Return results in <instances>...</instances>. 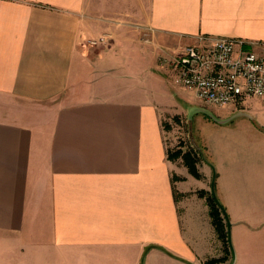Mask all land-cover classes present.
Wrapping results in <instances>:
<instances>
[{"label": "crops", "instance_id": "crops-1", "mask_svg": "<svg viewBox=\"0 0 264 264\" xmlns=\"http://www.w3.org/2000/svg\"><path fill=\"white\" fill-rule=\"evenodd\" d=\"M198 35L264 55V0H0V264H233L213 176L230 233L262 231L261 100L213 112L253 120L243 170L226 153L194 179L167 158L162 118L192 104L158 57Z\"/></svg>", "mask_w": 264, "mask_h": 264}, {"label": "built area", "instance_id": "built-area-1", "mask_svg": "<svg viewBox=\"0 0 264 264\" xmlns=\"http://www.w3.org/2000/svg\"><path fill=\"white\" fill-rule=\"evenodd\" d=\"M100 45L104 39L91 40ZM173 86L194 97L203 108L235 106L246 99L264 102V55L242 40L198 35L172 56H159Z\"/></svg>", "mask_w": 264, "mask_h": 264}, {"label": "rangeland", "instance_id": "rangeland-1", "mask_svg": "<svg viewBox=\"0 0 264 264\" xmlns=\"http://www.w3.org/2000/svg\"><path fill=\"white\" fill-rule=\"evenodd\" d=\"M127 47L128 45H124L120 50L127 51ZM185 94H188L190 104H192L191 108L187 104L180 103L182 108L180 109L174 100V102L169 103H171L170 107L176 108V110H172L170 114L162 118L168 151L172 152L177 149L182 151L196 150L195 147H198L205 160L215 164L218 173L226 172V162L223 159L226 153H229L236 169L243 170L246 168L245 164L253 158L252 150L245 144L248 141L246 135L251 128H254L253 120L240 118L229 124H219L212 119L213 112L218 109L203 108L192 93L187 92ZM248 104L255 123H264V102H249ZM255 157L258 163L261 160L264 162V154L259 156V153L256 152ZM180 159L179 164H181ZM197 171L199 173L198 168ZM188 174L190 173L188 172ZM192 177L195 179L194 176ZM201 192H198L199 196H201ZM216 197L219 199L218 190H216ZM261 198H264V192L261 193ZM262 204H264V200ZM251 232L255 231H249L243 225H237L231 229L230 247L227 246L226 251L230 254L232 251L233 264H264V227L260 233Z\"/></svg>", "mask_w": 264, "mask_h": 264}, {"label": "trees", "instance_id": "trees-1", "mask_svg": "<svg viewBox=\"0 0 264 264\" xmlns=\"http://www.w3.org/2000/svg\"><path fill=\"white\" fill-rule=\"evenodd\" d=\"M168 160H176L178 158L182 159L183 165L188 169V172L194 176L195 178H199L200 175L197 171V162L201 160V157L198 155L197 151L194 149H190L187 151H182L181 149L174 150L172 152L167 151ZM200 195H204L203 192ZM206 202L209 207V215L211 217L212 225L218 235V238L222 240L225 246L230 247L228 240V230L227 223L225 220L226 213L222 205L219 203L217 198H213L212 194H209L206 198ZM219 260H211L209 263L217 264Z\"/></svg>", "mask_w": 264, "mask_h": 264}, {"label": "water", "instance_id": "water-1", "mask_svg": "<svg viewBox=\"0 0 264 264\" xmlns=\"http://www.w3.org/2000/svg\"><path fill=\"white\" fill-rule=\"evenodd\" d=\"M205 112V111H204ZM214 121L218 122L217 120H215L214 118H212ZM219 123V122H218ZM198 155L201 157V159L205 160V158L203 157L200 149L198 147H195ZM206 161V160H205ZM211 194L213 196V198H216L215 194H214V176L212 178V182H211ZM226 223H227V230H228V240H229V244H230V223L228 221V217L226 215L225 217Z\"/></svg>", "mask_w": 264, "mask_h": 264}]
</instances>
